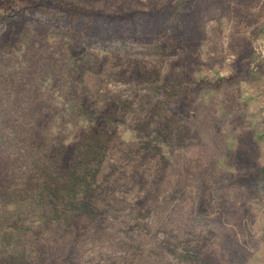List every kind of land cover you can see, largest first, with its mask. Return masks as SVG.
<instances>
[{"label":"rangeland","instance_id":"1","mask_svg":"<svg viewBox=\"0 0 264 264\" xmlns=\"http://www.w3.org/2000/svg\"><path fill=\"white\" fill-rule=\"evenodd\" d=\"M263 169L264 0H0V264H264Z\"/></svg>","mask_w":264,"mask_h":264},{"label":"trees","instance_id":"2","mask_svg":"<svg viewBox=\"0 0 264 264\" xmlns=\"http://www.w3.org/2000/svg\"><path fill=\"white\" fill-rule=\"evenodd\" d=\"M95 135L92 137V141H94V142H91L90 144H89V147H88V149H87V151L84 153V156H82V159L80 158V160H83V161H86L87 159H89V158H91V157H95V156H97L98 155V153L96 152V150H99L100 149V147H102V144H101V141L100 140H98V136L100 135V130L98 131V129H95ZM95 139H97V140H95ZM67 150H69V149H67ZM66 149H62V151L60 152V154H59V156H60V161L61 162H67L66 160H67V157H66V151H67ZM80 162V161H79ZM78 161H74L73 162V166L74 167H76L77 165H80V163H79ZM82 168H86V166L83 164V166H82ZM262 172L264 173V169L262 170ZM70 179H72V177H71V175H70ZM51 193L53 194V196L57 199L58 198V196H57V192L56 191H52L51 190Z\"/></svg>","mask_w":264,"mask_h":264}]
</instances>
